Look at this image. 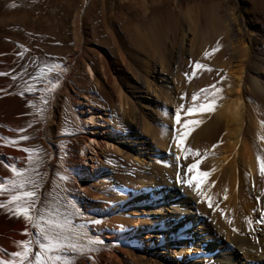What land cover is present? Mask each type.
Here are the masks:
<instances>
[{
  "label": "rangeland",
  "instance_id": "obj_1",
  "mask_svg": "<svg viewBox=\"0 0 264 264\" xmlns=\"http://www.w3.org/2000/svg\"><path fill=\"white\" fill-rule=\"evenodd\" d=\"M143 1L0 0V73H6L0 75V87L4 86L0 98L4 99L3 108L14 116L16 128L24 130L13 134L12 140L27 136L29 139L19 140L22 148L35 150L31 160L26 153L27 162L22 167L38 173L35 186H26L36 193L33 216L37 220L41 217L42 187L52 168L56 211L73 213L72 231L78 244L84 239L88 243L83 244L102 249H84L72 258L73 263L81 258L89 264H111L113 256L107 253L118 246L127 252L125 259L119 253V264H152L154 260L160 264L161 249L169 254L168 260L172 259L174 246L168 227L144 225L140 220L153 215L148 209L157 207L154 191L165 187L147 183L150 165L175 170L177 180L189 176L187 166L191 163L174 159L173 151L165 146H171L185 120L200 112L186 115L189 107L216 100L224 91L225 74H195L193 61L200 54L197 47L208 44L206 24L200 17L203 9L215 8L224 26L225 20L233 24L237 42L247 44L250 53L262 60L258 77L264 81V0H148V12ZM166 12L175 18L171 26L159 21ZM154 15L156 20H151ZM147 23H159L162 31L155 34L151 30L144 41L142 32ZM188 27L190 32L184 34ZM132 37L135 46L131 45ZM176 47L181 51L177 58L172 53ZM193 48L194 58L189 56ZM125 61L141 82L127 77L122 70ZM54 65L59 67L49 72ZM87 66L94 72L92 80L86 76ZM255 67L258 65L251 68ZM115 89L131 102L134 119L130 128L117 118ZM193 93H197L196 101ZM251 100L264 104V96L254 95ZM52 106L57 111L54 123L47 120ZM178 108L179 123L175 119ZM142 122L151 133L144 132ZM109 126L115 129L114 144L123 149L126 161L116 160L121 151L106 150ZM134 137L146 142L139 162L135 151L126 149ZM91 139L103 146L94 144L92 152L86 146ZM5 211L9 208H0V212ZM22 218L16 216L11 224ZM161 231L163 235L153 234ZM37 232L39 228L31 224L28 240L32 249L39 250L41 236Z\"/></svg>",
  "mask_w": 264,
  "mask_h": 264
},
{
  "label": "bare ground",
  "instance_id": "obj_2",
  "mask_svg": "<svg viewBox=\"0 0 264 264\" xmlns=\"http://www.w3.org/2000/svg\"><path fill=\"white\" fill-rule=\"evenodd\" d=\"M143 3L145 11L148 12L149 1L144 0ZM214 10L215 8L209 7L200 13L202 21L206 24L208 44L197 47L200 54L193 63L203 66L195 68V74L201 71L209 75L217 74V72L225 74L224 81L222 80L224 91L216 100L214 99L212 111L196 112V115L191 118L199 120L200 123L191 126V131L185 137L183 144L185 148H191L196 155L190 154L185 158L174 141L170 147L165 146L173 151L175 154L173 158L176 159L179 156L182 163H194L197 159L200 160L199 171L208 173L206 177L200 178V190L205 199L198 197L192 188H186L184 184L178 182L175 170L164 169L157 164L150 165L151 176L147 178V183L150 185L165 186L154 191L157 207H154V210L151 207L148 209L153 212V215L140 220V223L144 225L155 224L154 227H168L167 233L173 239L174 255L171 260H168L169 254L161 249L162 263L160 264H264V175L260 174V165L257 161L258 155L264 158V104L257 105L251 100L254 95L264 96V81L258 77L261 73L259 64L262 60L250 53L247 44L241 45L237 42L233 24L231 26L229 22L228 25V20H225L224 26ZM150 17L151 20H156L155 15ZM159 21H164L171 26L175 18L171 16V13L166 12L163 19ZM159 26V23L155 25L147 23L142 32L143 40H147V34L151 30L155 34H161L162 28ZM189 30V27L184 29V34L190 32ZM130 42L132 46H135L136 40L133 37L130 38ZM207 48L211 50L208 51ZM213 49L216 50L213 51ZM180 52V47L172 51L176 58ZM190 52L193 54L189 56L194 58L195 49L193 48ZM253 65H258V68L252 69ZM122 67L128 78L138 81L129 63L123 62ZM149 67L153 69V64ZM85 72L88 80L94 78L91 67L87 66ZM148 87L145 93H148ZM3 89L4 86H1L0 92ZM115 91L119 105L117 118L124 120L126 123L124 126L130 128L134 119L131 102L126 99L120 89ZM3 101L4 99L0 98V183L13 178L10 167L5 165L22 169L23 164L27 162V155L22 150L23 143L19 140L15 145L9 143L13 134L18 135L21 131L15 126L14 116L8 114V109L3 108ZM56 114V108L52 106L47 114V120L54 123ZM141 127L144 128V132L151 131L146 122H142ZM107 131L109 133L106 132V150L122 152L123 149L114 144L115 129L109 126ZM164 136L163 134L160 139L162 143ZM94 144L103 146L94 139H91L86 146L94 151ZM145 146L144 138L134 137L127 143L126 149L135 151V160L139 162ZM174 159L172 162L176 161ZM116 160L126 161V156L122 152L116 155ZM53 172L54 169L51 168L48 181L42 187L41 216L48 219L51 215L46 213L50 212L52 215L56 214L58 218L63 216L64 219L74 222L73 213L70 214L64 210L57 212L56 183H54ZM94 174L95 177L98 176L95 172ZM208 198L212 208L208 206ZM6 200H8V192H0V201ZM199 216L201 219L198 218ZM15 217L16 215L11 211L0 212V262L11 260V253L21 250L19 241L28 239L30 234L31 224L23 218L11 224ZM25 228L28 230V235L24 234ZM153 234L157 237V235H163V232ZM83 241L85 240L82 239V244H78L76 237H71V242L76 243L78 247L92 250L97 248L102 251L99 247L94 248L89 244H83ZM33 250V253L35 250L38 251L36 248ZM65 251L70 254L72 261V258L80 253L79 251L72 253L71 249H65ZM125 252L122 246L121 248L118 246V249L112 253L108 252V255L113 256L111 264L120 263L119 253L125 259L127 253ZM193 252L196 254L193 255ZM151 262L159 264L155 260ZM73 264L89 263L80 258ZM93 264L100 263L94 261Z\"/></svg>",
  "mask_w": 264,
  "mask_h": 264
},
{
  "label": "snow or ice",
  "instance_id": "obj_3",
  "mask_svg": "<svg viewBox=\"0 0 264 264\" xmlns=\"http://www.w3.org/2000/svg\"><path fill=\"white\" fill-rule=\"evenodd\" d=\"M215 50L216 49H213V51ZM58 67L59 65H54L53 68H49L48 71L51 72ZM201 67L203 66L199 63L195 64V68ZM0 75H6V73H0ZM185 75L187 77V74ZM13 79H15V77H13ZM53 87H55V85H53ZM200 91L203 92L206 90L201 89ZM218 91L219 89H217V92ZM21 95H23V93H21ZM192 100H197V93H193ZM214 103V100H210L207 103L200 104L198 108L189 107L186 115H190L195 111L210 112L213 110ZM176 112L177 115L175 119L179 122L180 109L178 108ZM199 123L200 121L196 119L185 120L179 135H174L172 137V139L176 142L177 148L181 150L185 158H187L190 154L196 155L191 148H185L183 142L185 137H187L191 131V126L198 125ZM19 131L23 132L24 130L20 129ZM27 139H29V137L24 135L19 137V140ZM9 143L15 145L18 141L10 140ZM213 147H216V145H213ZM22 150L29 154V159L31 160L35 150L29 148H24ZM179 159L180 157L178 156L177 160ZM257 161L260 165V174L264 175V158L258 155ZM199 163L200 160L197 159L194 163L189 164L187 166V172L190 175L178 182L192 188L198 197L205 199L204 194L200 190V178L206 177L208 173L199 171ZM5 167H10L13 178L11 180H5L4 183H0V192H8L7 205L0 203V208L7 206L9 211L13 212L17 217H23V219L30 224L35 223V226L39 228V232L36 234L41 236V239L39 241V250L35 251V253H33V249L31 247L32 242L30 240L24 239L19 241L21 250L13 251L11 253L12 259L0 262V264H73V261L70 259V254L66 253L65 249H71L72 253L79 251L83 254L84 252L82 247H78L76 243L71 242V237L74 235L72 231L73 222L71 220L64 219L63 216L58 218L56 214H53L48 219L41 216L37 220V217L33 216V211L36 209V205L32 203L36 197V193L34 191L27 190L26 186H35L36 181L38 180V173L35 169L30 172L27 168L18 169L15 166L9 165H5ZM61 178L67 179V177ZM208 201L209 208H212L210 198H208ZM221 215H223V212H221ZM233 231H236V229H233ZM24 234L28 235L27 228H25ZM88 251L91 252L92 249H89ZM33 254L35 256L34 261L31 259Z\"/></svg>",
  "mask_w": 264,
  "mask_h": 264
}]
</instances>
